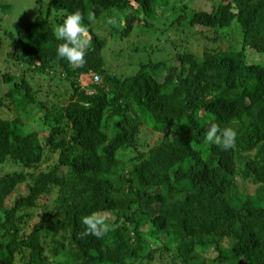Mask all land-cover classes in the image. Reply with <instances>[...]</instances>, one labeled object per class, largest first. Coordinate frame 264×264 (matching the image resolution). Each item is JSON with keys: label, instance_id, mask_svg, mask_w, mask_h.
I'll use <instances>...</instances> for the list:
<instances>
[{"label": "trees", "instance_id": "trees-1", "mask_svg": "<svg viewBox=\"0 0 264 264\" xmlns=\"http://www.w3.org/2000/svg\"><path fill=\"white\" fill-rule=\"evenodd\" d=\"M34 1L0 0V264H264V0Z\"/></svg>", "mask_w": 264, "mask_h": 264}, {"label": "rangeland", "instance_id": "rangeland-1", "mask_svg": "<svg viewBox=\"0 0 264 264\" xmlns=\"http://www.w3.org/2000/svg\"><path fill=\"white\" fill-rule=\"evenodd\" d=\"M2 1L6 2L7 0H2ZM8 3L13 4L15 8H14V12L11 15H9L8 18L6 19V23H4L7 26V28L13 33L27 28L34 19V7H36L35 1L34 0H8ZM99 24L106 28L105 30L100 31L102 35L108 36L110 25L112 26V21H109L107 17H104ZM5 32H6L5 30H2V28H0V39L3 40ZM228 33H230L231 36L229 34L228 37L224 39L225 44L231 45L233 43V44L238 45L239 37H238V40L233 41L232 38H235L234 32H232V30L231 31L229 30ZM224 35L226 36V34ZM142 39H144L142 38V34L137 35L135 33L133 34V36L127 39H124V40L116 39V38H108V43L106 47L104 48V50H102V57L105 59L106 64L110 67V69L117 71V72L124 70L129 63H133L135 61L144 62L150 59L152 60V53L154 52L156 45L153 42L148 41V40L141 41L138 44V41ZM7 42L8 41H4L0 44V94H3L2 92H4L6 89V85L2 87L3 84L1 83V77H2L1 71H4L5 65H6V63L4 62V55L6 54L5 47H7ZM159 42L160 41H158L157 44H159ZM126 43L128 46L124 45ZM224 46L225 45L222 44V47ZM260 56L261 58H264V54ZM248 59H249V63L251 64H261V63L256 62L255 57L253 55L249 56L248 54ZM2 61L4 63H2ZM15 69H16L15 66L13 67L10 65L8 71L10 73H14ZM26 77L27 79L31 78L29 74H26ZM37 86L41 87L42 89L45 88L42 83H40ZM50 92L53 93L54 91L50 89ZM0 108H3L5 110V112L3 113V117L11 119L10 109L2 105V103H0ZM38 114L39 113L34 114V116L32 117L34 120H31L32 118L28 120L29 121L28 123H31L33 125L32 128L37 131H39L38 126H37L39 117L36 116ZM108 219L113 220L114 218L108 217ZM151 246L152 244L150 245V247ZM52 259L56 260L60 264H68L69 256L67 255V253L62 252V253H59L55 257L52 256Z\"/></svg>", "mask_w": 264, "mask_h": 264}]
</instances>
